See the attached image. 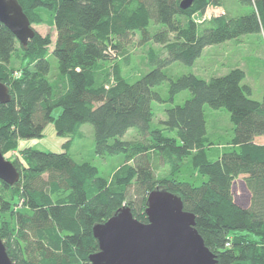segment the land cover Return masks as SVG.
<instances>
[{"label": "trees", "instance_id": "1", "mask_svg": "<svg viewBox=\"0 0 264 264\" xmlns=\"http://www.w3.org/2000/svg\"><path fill=\"white\" fill-rule=\"evenodd\" d=\"M16 1L30 26L48 17L56 34L52 42L34 30L23 47L0 24V82L11 97L0 104L1 152L14 150L18 139L41 137L51 121L57 135L71 139L59 153L21 149V159L10 161L19 180H0V240L12 264H90L98 250L93 226L123 206L146 222V198L157 187L178 195L183 209L194 214L216 264H264V145L254 142L264 136V93L260 101L250 98L240 68L208 80L191 72L170 79L164 71L175 62L191 67L212 45L252 34L264 40V0H235L248 7L246 14L223 13L204 24L193 16L226 0H193L186 9L179 7L182 0ZM135 35L139 45L160 48L147 49V71L129 80L122 70L127 58L110 67L103 62L124 53ZM49 56L56 60L52 78ZM165 82L164 96L159 87ZM182 91L189 97L174 103ZM153 102L171 104L158 124ZM204 106L228 111L229 134L217 140L206 135ZM83 124L93 128L94 155L109 160L113 170L72 157L69 149ZM129 131L135 140H123ZM135 145L160 149L168 175L155 178L145 160L128 164ZM183 158L187 175L180 169ZM239 176L250 194L246 208L233 199L232 182ZM133 188L142 194L139 213L132 208Z\"/></svg>", "mask_w": 264, "mask_h": 264}, {"label": "rangeland", "instance_id": "2", "mask_svg": "<svg viewBox=\"0 0 264 264\" xmlns=\"http://www.w3.org/2000/svg\"><path fill=\"white\" fill-rule=\"evenodd\" d=\"M225 6L215 7L210 10L208 6L204 12L196 13L193 19L199 23L204 24L207 20H210L214 16H220L221 13L229 14L230 16L244 15L248 12V7L238 4L235 0H226ZM33 30L41 35L49 34L53 42L55 38V29L53 27L50 18L46 17V20L42 24L31 25ZM159 27L153 28L157 30ZM138 35L131 37L130 42L125 47V52L121 54H110V56L103 62L107 67L118 61L128 63L122 65L124 76L133 80L134 78L142 75L148 69L145 55L148 48H153L158 51L160 46L152 42H148L145 45L138 44ZM50 63L49 77L52 78L56 74V60L54 57L49 56ZM13 68H17L19 61L15 58L12 59L11 64ZM234 68H240L245 76L243 79L244 84L248 85L251 89V99L260 101L264 93V40L261 35H245L238 40L227 41L221 44L212 45L206 47L201 56L194 62L191 67L185 66L179 62L172 63L171 65L164 68L166 75L170 79H174L181 74L191 72L196 76L208 80L211 77H218L225 75L229 70ZM18 71L13 72V77H17ZM168 82L163 83L159 90L165 96L167 94ZM189 97L188 91H182L176 96L174 103H182L185 98ZM173 105V104H172ZM171 106L169 103H152L153 109V122L158 124L159 121L165 119V109ZM60 113V109H56L53 112V116L56 117ZM204 117L206 122V135L211 140H217L219 137H225L230 132L232 124L229 120V113L225 109H210L208 106H204ZM137 138L134 131H129L123 140H135ZM261 141H264L262 137ZM71 139L70 135L59 136L56 134L54 123L49 122L41 137L29 138V139H18L17 146L14 150H5L3 153L5 159L12 161V159L18 155L21 159L20 150L26 147H32L33 149L40 151L50 152H63V144L67 140ZM139 145H135L134 155L127 162L128 164L141 163L144 160L150 163L155 178H162L168 175L169 168L165 163L162 151L154 148L140 150ZM93 128L90 124H83L80 128V135L73 138L70 151L72 157L76 161H90L95 164L101 170L107 171L111 168L109 160L99 159L93 153ZM166 151V150H165ZM187 159L183 158L180 161L182 169L185 174H189V167L187 165ZM115 167L111 168L112 170ZM233 194L234 198L238 203L246 204L247 190L243 185L241 177L233 182ZM131 202L132 208L139 213L144 207L142 201V194L136 188L131 191ZM19 204L17 205V208Z\"/></svg>", "mask_w": 264, "mask_h": 264}, {"label": "water", "instance_id": "3", "mask_svg": "<svg viewBox=\"0 0 264 264\" xmlns=\"http://www.w3.org/2000/svg\"><path fill=\"white\" fill-rule=\"evenodd\" d=\"M192 1L182 0L179 7L186 9ZM0 24L23 47L35 33L16 0H0ZM10 99L8 87L0 82V104ZM19 177L0 149V180L13 185ZM144 213L147 221L141 222L123 206L104 223L94 225L98 250L89 256L90 264H216L196 230L194 214L183 209L178 195L155 188L147 195ZM0 264H12L1 240Z\"/></svg>", "mask_w": 264, "mask_h": 264}, {"label": "crops", "instance_id": "4", "mask_svg": "<svg viewBox=\"0 0 264 264\" xmlns=\"http://www.w3.org/2000/svg\"><path fill=\"white\" fill-rule=\"evenodd\" d=\"M262 137H264V136H257V137H255L254 138V142L256 143V144H261V145H264V141H261V139H263ZM241 177V179L243 178L242 176H240ZM237 179V178H236ZM235 180V179H234ZM243 181V180H242ZM234 182V181H233ZM233 182H232V194H233ZM243 185H244V183H243ZM245 186V185H244ZM245 189H246V187H245ZM247 190V189H246ZM247 200H246V204H241V203H238L237 201H236V199L234 198V194H233V199H234V201H235V203L237 204V205H239L240 207H242V208H246V207H248L249 206V204H250V194H249V192L247 191Z\"/></svg>", "mask_w": 264, "mask_h": 264}, {"label": "built area", "instance_id": "5", "mask_svg": "<svg viewBox=\"0 0 264 264\" xmlns=\"http://www.w3.org/2000/svg\"><path fill=\"white\" fill-rule=\"evenodd\" d=\"M209 7H210V10L215 9L214 6H209ZM215 7H217V6H215ZM222 14H223V13H221V15H222ZM226 246H229V244L227 243Z\"/></svg>", "mask_w": 264, "mask_h": 264}]
</instances>
